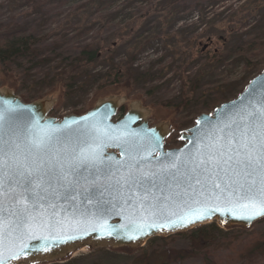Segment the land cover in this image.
<instances>
[{"label": "rangeland", "instance_id": "374dc122", "mask_svg": "<svg viewBox=\"0 0 264 264\" xmlns=\"http://www.w3.org/2000/svg\"><path fill=\"white\" fill-rule=\"evenodd\" d=\"M154 5L152 8L151 0H0V35L8 30L32 29L38 38L46 37L36 55L7 68L0 65V89L11 90L24 103L50 99L53 105L49 116L59 121L81 116L102 100L117 98L123 100V112L119 109L115 122L138 106L146 112L150 128L167 126L170 136L165 149L182 148V133L192 129L200 115H211L222 104L235 100L240 90L264 71L258 57L249 56L247 63L232 55L220 66L206 60L212 54L228 52L242 40L264 45V0H227L223 4L154 0ZM147 12L148 17L141 20ZM80 26L93 28L86 44L99 50L101 56L72 71L80 65L77 55L63 60L61 46L66 36L79 34L76 29ZM111 26L115 29L110 30ZM215 36L228 37L226 45L214 39L208 46L206 38ZM198 40L202 46L196 49ZM200 49L206 55L199 54ZM127 70L131 74L130 88L125 83ZM220 229L223 240L211 248L223 251L247 236L251 235L246 241L264 236V219L250 228ZM187 232L169 236L175 237L167 245L154 242L146 254L150 264L168 262V251L188 250L191 241ZM159 238L168 237L149 241ZM123 249L128 248L84 247L52 264L133 263L135 258L120 251ZM183 264H204V259L197 255Z\"/></svg>", "mask_w": 264, "mask_h": 264}, {"label": "snow or ice", "instance_id": "6c2138e0", "mask_svg": "<svg viewBox=\"0 0 264 264\" xmlns=\"http://www.w3.org/2000/svg\"><path fill=\"white\" fill-rule=\"evenodd\" d=\"M256 83L254 81L253 85ZM259 95L261 98L256 104L250 102L247 109L232 114L229 120L223 122V127L217 125L207 132L203 128L193 129L194 146L204 144L207 152L197 148L195 152L167 154L170 158L169 169L179 171L180 168H186L192 173H198L197 183H200L199 175L205 176L210 182L201 189L200 196L203 200L194 198L195 202L205 206L188 217H181L179 223H153L148 225L149 228L175 230L187 223L202 222L210 218L214 211H221L223 214L224 210L219 207L206 206L212 199L222 200L229 213L238 215V218L249 223L258 216H264V86ZM16 111L0 109V264H6L3 259L5 235L9 237L10 243L21 242L19 251L12 252L9 260L19 259L32 251L31 246L25 249L22 244L26 238L31 237L34 213L39 211L44 202L55 207L53 198L56 194H60L63 200L75 201L77 195L82 194L77 191L82 179L87 182L91 177L94 184L97 173L105 176L111 174L110 166L104 164L103 160V148L107 147V139L101 137V130L95 124H80L79 127L72 128L66 123L53 127L52 123L40 124V118L32 109H26L27 123L21 132L16 123L20 119ZM70 123L79 124L78 121ZM201 123L202 121H197V124ZM220 141H226L228 147L220 144ZM179 156H184V159L178 161L174 158ZM160 163L163 164L164 161ZM102 164L103 168L100 167ZM134 167L139 173V164ZM165 171L161 169V172ZM157 175L159 174L155 172L136 175L129 171L117 183L131 193L145 183L154 184L153 177ZM60 189L63 190L62 193H58ZM95 191L92 190V194L85 197L87 202H91ZM151 195L150 190L145 189V196L141 198L142 208L145 206L144 200ZM5 197L8 198L7 211L4 207ZM99 207L102 208L103 205L100 204ZM147 208L156 209L155 202L148 201ZM236 208L250 211L237 214L234 211ZM158 211L156 209L153 214ZM90 214L91 210L81 213L86 218ZM101 227L103 232L96 228L92 231H96L98 236H113L114 233L118 236L114 227L106 224ZM134 231V235L124 238L136 240L149 234L142 227ZM87 235H91V232L84 229L82 234H67L55 241L43 237L40 239L43 241V250L48 251L53 246L83 240Z\"/></svg>", "mask_w": 264, "mask_h": 264}, {"label": "water", "instance_id": "95a60500", "mask_svg": "<svg viewBox=\"0 0 264 264\" xmlns=\"http://www.w3.org/2000/svg\"><path fill=\"white\" fill-rule=\"evenodd\" d=\"M257 82L253 85V82ZM264 86V71L256 78L251 80L244 91L233 101L224 103L216 108L211 115L202 114L192 129L182 133L181 140L185 142L180 149H165V140L170 136L167 126H157L150 128L147 123L146 112L140 107H134L128 111L119 121H114L117 116L123 100L117 98H109L98 102L95 107L87 113L77 116H67L61 121L49 116L52 108L50 99L39 100L33 103H24L22 99L16 96L11 90L0 89V109H15L16 114L20 117L17 120L21 132L27 123L25 116L26 109L32 111L38 116L39 123H52L53 127L63 126L66 123L70 127L76 128L80 124H95L99 128L102 138L107 139V147L103 148L104 164L109 165L111 174L105 176L103 173H97L95 183H92L91 177L87 182L81 180L78 186V194L75 201H67L61 199L60 194H56L53 198L55 207H50L44 202L39 211L34 213L35 219L32 221L31 237L23 241L22 246L27 249L31 246L32 251L26 256L19 259L9 260L12 252L19 251L20 241L10 243L9 237H4V255L3 259L6 264H52L62 262L71 252L80 248L90 249H120L128 248L130 250L139 249L145 244L158 237H169L175 234L184 233L196 227L217 222L220 228L242 227L250 228L255 223L264 219V216H258L249 223L245 219L238 218V215L229 213L222 200L212 199L207 202V207L224 210L214 211L210 218L192 223L186 226L177 227L175 230L149 228L148 225L153 223L171 224L175 221L180 222L181 217H188L197 209L204 207L202 203L195 202L194 198L203 200L200 196L201 189L205 184L210 183L206 177L199 175L200 183H197L198 173H192L186 168L169 169L168 163L170 158L168 153H188L195 152L197 148L207 152L208 149L204 144L194 146L192 140L193 129L203 128L204 132L216 127H223V122L229 120L230 116L238 111L248 108L249 103L256 104L261 98L259 93L261 87ZM243 98V99H242ZM219 110V111H217ZM71 121H78L79 124H71ZM204 133H201L203 135ZM228 147L226 141H220ZM178 161L183 160L184 156L174 157ZM164 161L163 164L160 162ZM139 164L140 171L137 172L134 165ZM130 166H133L130 168ZM101 168L104 165H100ZM165 169V172H161ZM129 171L133 174L141 175L144 173H158L153 177L154 184H147L141 188H135L130 193L127 188H121L117 181L127 176ZM85 176H88L85 173ZM84 189L88 191L85 192ZM96 190L91 202H87L85 197L92 194V190ZM145 189L150 190L151 196H147L144 200V207L141 205V198L145 196ZM62 189L58 193H62ZM131 197V198H129ZM154 201L158 212L154 215L156 209H148L147 202ZM110 202V203H109ZM103 207L100 208L99 205ZM74 205V207H73ZM5 211L8 208V198L5 197ZM91 210V214L82 216L81 213H87ZM237 214L247 213L250 209L236 208ZM194 219V217H193ZM114 227L118 231V236H98L93 228L103 232L101 225ZM142 227L149 234L141 236L136 240H129L124 237L134 235L135 229ZM84 229H88L91 235H87L83 240H77L74 243L60 244L53 246L50 250H43V241L41 237L55 241L56 239L67 235H79Z\"/></svg>", "mask_w": 264, "mask_h": 264}, {"label": "trees", "instance_id": "16d2710c", "mask_svg": "<svg viewBox=\"0 0 264 264\" xmlns=\"http://www.w3.org/2000/svg\"><path fill=\"white\" fill-rule=\"evenodd\" d=\"M194 2L203 1L206 4H223L227 0H193ZM151 7L154 8V0H151ZM149 12L140 16L142 20L146 16L148 17ZM114 17L115 15H111ZM110 17V16H109ZM113 19V18H111ZM232 22V21H230ZM110 30H114L115 27H109ZM76 30L79 31V34L76 36H66L63 39V43L61 48L62 55L60 56L63 60L71 59L77 55V61L80 65L76 68H73L72 71H77L82 66L94 63L98 55L101 54L99 50H94L91 45L86 44L88 36L90 33H93V28L88 26H80ZM131 31L134 29L131 28ZM238 30H241L238 29ZM35 31L29 29L26 30H8L4 34L0 35V65L4 67H8L11 64H15L16 62L29 58L31 56L36 55V49L42 44L46 43V37L38 38L37 35L34 34ZM129 34V33H128ZM232 34V30L229 29V36ZM222 41L223 45H226L228 37L222 39L221 37H208L206 38V42H208V46L212 43L213 40ZM195 44L196 49H199V43ZM225 50V49H224ZM199 54L203 53V49L198 52ZM224 53H228V56L224 55ZM224 53L218 52L216 54H212L210 57H206V60L212 61L215 64L223 65L226 63V60L232 56L236 55L239 61L249 63V56L258 57L261 59V63H264V45L258 44L252 39H248V41H241L234 48L230 49L228 52L224 51ZM75 54V56H72ZM200 55V56H201ZM206 55V54H205ZM101 56V55H100ZM209 56V55H208ZM133 60H131L132 63ZM263 71V70H262ZM261 71V72H262ZM118 73V71H116ZM260 72V73H261ZM130 71H126V87L130 88ZM69 79V75H67L63 80L66 82ZM118 81V79H117ZM114 82V81H113ZM245 88L240 90V93L243 92ZM214 108V107H213ZM242 230V229H241ZM245 231V230H242ZM223 231L217 226L216 223H211L208 225H204L201 227H197L195 229L190 230L185 233L190 238L191 245L188 250L177 251V252H167L168 262L165 261H156L154 264H183L186 260L199 255V257L204 259V264H228L227 260L235 261L234 264H262L264 262V236H259V239L246 241L251 237L247 236L245 240H242L238 244H231V246L227 250L221 251L216 248H211L213 246H217L220 244L221 235ZM183 234H176L175 236H182ZM173 237L168 238H159L149 241L145 247L139 248L137 251L132 252L128 249L120 250L121 252L130 254L131 257L135 258L134 262L127 261V264H150L149 258H147L146 254L149 249L152 247V244L156 241L162 242L164 245L172 240ZM228 241L231 240H226ZM146 256V257H145ZM140 259V263H137L136 259ZM143 260V261H141ZM171 260L173 263H171Z\"/></svg>", "mask_w": 264, "mask_h": 264}, {"label": "flooded vegetation", "instance_id": "af4514ba", "mask_svg": "<svg viewBox=\"0 0 264 264\" xmlns=\"http://www.w3.org/2000/svg\"><path fill=\"white\" fill-rule=\"evenodd\" d=\"M199 46H202V43H199ZM98 57H100V55H98ZM125 109H126V108H125ZM120 111L123 112L122 109H120ZM121 112H120V113H121ZM170 127H171V125H170Z\"/></svg>", "mask_w": 264, "mask_h": 264}]
</instances>
